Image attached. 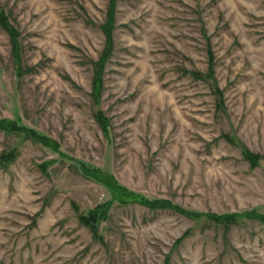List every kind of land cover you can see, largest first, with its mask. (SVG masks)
Masks as SVG:
<instances>
[{
	"label": "rangeland",
	"instance_id": "374dc122",
	"mask_svg": "<svg viewBox=\"0 0 264 264\" xmlns=\"http://www.w3.org/2000/svg\"><path fill=\"white\" fill-rule=\"evenodd\" d=\"M0 121V264H264V0H0Z\"/></svg>",
	"mask_w": 264,
	"mask_h": 264
},
{
	"label": "trees",
	"instance_id": "16d2710c",
	"mask_svg": "<svg viewBox=\"0 0 264 264\" xmlns=\"http://www.w3.org/2000/svg\"><path fill=\"white\" fill-rule=\"evenodd\" d=\"M105 32H106V36L108 37V43H109L110 31L106 30ZM209 57H210L211 60L213 59L212 55H210ZM95 86H96V84H95ZM4 122L5 121H0V129H1V126H2L1 124H3ZM8 123H9V125H8L9 127L13 128V129H16L14 124H12L10 122H8ZM223 138H224V136H223ZM248 156H250V155L248 154ZM13 158H14V152H10L9 155L4 157V159L6 161H9V160H11ZM113 187L115 188V185H113ZM112 195L115 196L118 199V201L120 203H123V204H126V203H142V204H144V203H146L145 199L143 197H141L140 195L130 194V196H120L117 193H113ZM116 198H114V199H116ZM198 216H202V215H198ZM79 221L82 224L90 227V230L92 231V233H93L95 238L98 237L97 231L95 230L96 229V225L94 223L95 222V218L90 219L88 216H80L79 217Z\"/></svg>",
	"mask_w": 264,
	"mask_h": 264
}]
</instances>
